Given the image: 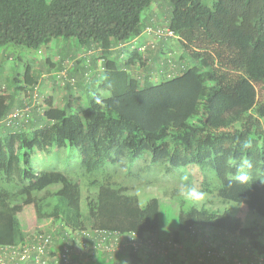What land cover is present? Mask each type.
<instances>
[{
  "label": "trees",
  "instance_id": "obj_1",
  "mask_svg": "<svg viewBox=\"0 0 264 264\" xmlns=\"http://www.w3.org/2000/svg\"><path fill=\"white\" fill-rule=\"evenodd\" d=\"M169 1L168 25L183 51L177 62L181 71L159 82L150 75L141 82L131 71L143 55L138 45L125 59L117 46L142 37L150 26L142 12L153 0H0V45L40 49L63 37L96 46L103 64L100 88L111 93L101 96L86 82V108L71 98L56 106L49 97L43 111L34 109L31 130H13L17 119L7 121L12 108L0 95V244L19 243L29 224L48 222L61 229L98 227L141 237L158 232L171 220L160 200L140 205L133 187L116 179L119 173L112 169L126 157L135 160L151 152L153 162L167 165V171L199 167L202 181L195 188L200 193L259 214L263 222L241 226L237 235L264 258V0ZM24 82L34 84L36 78L27 72ZM20 83L17 79L16 90L23 89ZM161 144L168 146L157 149ZM56 147L81 153L84 178L97 189L85 207L82 176L33 166L37 151ZM240 175L247 181H239ZM43 191L53 200L36 206L35 215L25 206ZM218 221L203 203L192 232L204 234ZM167 239L179 243L176 233ZM234 243L223 250L239 256ZM135 252L129 256L138 264ZM200 257L205 263L219 258Z\"/></svg>",
  "mask_w": 264,
  "mask_h": 264
},
{
  "label": "rangeland",
  "instance_id": "obj_2",
  "mask_svg": "<svg viewBox=\"0 0 264 264\" xmlns=\"http://www.w3.org/2000/svg\"><path fill=\"white\" fill-rule=\"evenodd\" d=\"M149 9L142 12V18L146 22L149 21L151 27L158 28L168 24L172 15V5L169 0H153ZM150 18L152 22H150ZM141 36L147 37V33H143ZM155 38V36L152 37V39ZM167 44L171 48L163 49L162 47L161 52H159L161 55H166L170 51L179 56L182 55L183 51L177 40L169 39ZM130 51V46L123 48L121 54L125 55L120 56V58L125 59ZM145 54L147 56L150 53L148 51ZM144 63L145 61L141 63L142 69L140 68L139 73L141 82H146V77L153 72L151 67H148L149 70H147ZM102 66L100 49L96 46L83 49L76 39L55 38L40 49H32L14 43L0 45V95L3 94L8 97L12 108L7 121L11 118L14 119V114L20 113L21 116L18 115L20 118H17L14 123L13 130L20 127L26 130L33 129L36 127L34 109L43 111L49 97L53 98L56 106H63L71 98L74 101L78 99L75 106L86 108L88 99L85 88L88 84L93 86L94 90L101 96H109L111 94L109 91L100 88ZM146 70L147 73H145ZM27 72L32 78H36L34 84L24 82ZM16 78L22 81L18 85L23 86V89L16 90ZM1 124L3 125L4 122ZM2 128H5V125ZM164 146H168V144H161L157 149ZM33 166L38 171L59 170L71 177L80 178L82 176L84 207L85 202L87 205V200L93 199L96 195L97 189L89 186L87 179L84 178L81 153L77 149L56 147L50 152L37 151L33 158ZM112 169L115 173H119L116 179L133 187L131 191L135 192L131 194L137 197L140 205H144L151 198H157L161 202L162 211L165 212L164 216L169 217L171 214L182 218L185 226L190 230L196 222L197 212L203 203H208L211 206L215 218L229 230L230 237L227 240L230 242H237V232L241 226L263 222V218L259 214L250 212L241 203L223 202L211 194L202 193L198 199L193 200L189 196L188 190L200 184L203 174L197 166L176 167L167 171V165L163 167L159 162L154 163L152 153L145 152L135 160L130 157L124 158ZM11 186L15 185L11 183ZM47 193L46 191L38 193L43 195L40 198L43 202H40L39 195L36 194L26 204L25 208L33 210L34 214L37 215L36 206L39 208V204H47L53 200L51 195H46ZM174 193H179L180 196L176 197L173 195ZM209 199L213 200L212 204L207 202ZM167 223H172V220L167 221ZM29 226H34V224H29ZM261 239L264 242V235ZM174 246L170 244L169 249L174 250ZM226 254L229 255L228 252Z\"/></svg>",
  "mask_w": 264,
  "mask_h": 264
},
{
  "label": "built area",
  "instance_id": "obj_3",
  "mask_svg": "<svg viewBox=\"0 0 264 264\" xmlns=\"http://www.w3.org/2000/svg\"><path fill=\"white\" fill-rule=\"evenodd\" d=\"M145 33L156 38L138 44V49L144 56L149 50H155L157 46L159 48L160 40L177 39V35L168 24L158 28L148 26ZM126 45L130 46L131 50L137 47L132 41L124 44V46ZM159 55L160 66L167 65V67L161 72L151 73L150 79L158 82L162 77H172L178 67V55L175 52L170 51L166 55ZM18 115L21 116L20 113L14 114V119L20 118ZM57 238L61 239V243L57 242ZM159 243L158 240L141 237L135 233L110 232L98 227L61 229L59 224L48 222L42 226H29L26 229V237L19 243L0 244V264H80V259L92 260L96 253L113 255L116 251L124 248L126 244L132 246L134 251L141 253L143 246L148 247L149 251ZM170 244L177 245L169 239L163 245H159L157 249L154 248V251L160 255L166 254L169 252ZM204 253L207 257L216 258L224 256L225 250H217L216 243L212 242ZM263 263L264 258L261 257L259 264ZM237 264H244V262L238 260Z\"/></svg>",
  "mask_w": 264,
  "mask_h": 264
},
{
  "label": "crops",
  "instance_id": "obj_4",
  "mask_svg": "<svg viewBox=\"0 0 264 264\" xmlns=\"http://www.w3.org/2000/svg\"><path fill=\"white\" fill-rule=\"evenodd\" d=\"M152 37V35L147 34V37H140L132 42L138 45L140 43L146 42ZM176 40L177 39H173V41ZM159 44L160 47L157 49V51L154 50L153 52L152 50H149L150 54H147V56L142 55V58L136 61L131 67V71L133 70L132 73L135 76L141 78L139 73L140 68L142 67L141 63H143V61H145L144 67L147 70H149L148 67H151L153 72H161L165 69L163 66H160L159 52H161L162 47L163 49H169L170 46L167 44V40L165 39L160 40ZM81 47L83 49L87 48L85 46ZM117 47L123 49L127 47V45L124 46L121 44ZM92 48H94V46ZM149 64L150 66H148ZM147 70L145 73H147ZM179 70L181 71V68ZM179 70L177 68V72ZM149 75H151V73ZM169 218L172 220V223L166 222L163 224V226H161V229L158 232L146 234L144 237L166 242V240H168L167 237L169 234L176 233L179 242L177 243V246L173 247L174 250L171 251L169 249V252L161 255L154 251V248L157 249L159 245L161 246L162 244H156V246L151 248L149 251L148 247L143 246L141 253H138L137 251L135 252L141 258V261L138 264H237L238 260H242L244 264H259V259L261 257L255 253H252L250 246L249 249L246 248L248 243L244 240L240 241L239 237L237 238L238 243L236 242L239 248L237 249L239 251V256L234 255V253H232L233 255L231 253L229 255L224 253V256L214 259L211 262L206 260L205 263V261L203 262L198 260V256H202L207 246L212 242H215L217 247L221 250L230 247L228 246V243L231 242L227 240L230 237L229 230L223 226L222 222L218 221L219 225L217 227L206 229L207 231H205L204 234L202 232L199 233L198 231H196L198 233H195L192 232V228L190 230L187 226H185L186 224L183 222L182 218L172 216L171 214ZM232 243L235 244L234 242ZM131 251H133L132 246L126 244L124 248H122L120 251H116L113 255L101 253L98 259L87 260L85 264H133L129 256Z\"/></svg>",
  "mask_w": 264,
  "mask_h": 264
},
{
  "label": "clouds",
  "instance_id": "obj_5",
  "mask_svg": "<svg viewBox=\"0 0 264 264\" xmlns=\"http://www.w3.org/2000/svg\"><path fill=\"white\" fill-rule=\"evenodd\" d=\"M245 147H248L249 144L246 142ZM237 179L241 182H246L247 181V177L245 175H240L237 177ZM189 192V196L195 200V199H198L200 196H201V193L195 188V187H192L188 190Z\"/></svg>",
  "mask_w": 264,
  "mask_h": 264
}]
</instances>
